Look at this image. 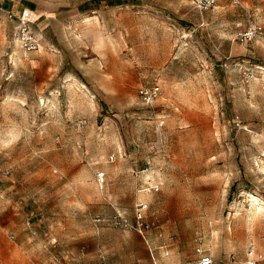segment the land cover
I'll use <instances>...</instances> for the list:
<instances>
[{"label":"rangeland","instance_id":"rangeland-1","mask_svg":"<svg viewBox=\"0 0 264 264\" xmlns=\"http://www.w3.org/2000/svg\"><path fill=\"white\" fill-rule=\"evenodd\" d=\"M260 68L264 0H0V264H264Z\"/></svg>","mask_w":264,"mask_h":264},{"label":"built area","instance_id":"built-area-1","mask_svg":"<svg viewBox=\"0 0 264 264\" xmlns=\"http://www.w3.org/2000/svg\"><path fill=\"white\" fill-rule=\"evenodd\" d=\"M220 1H227L232 5L243 7V0H191V3L195 9L200 12L209 11L215 9ZM30 12L24 11L17 18V38L26 52H32L39 49L40 44L35 36L31 32ZM262 33V27L257 24H250L248 29L240 34V40L247 43L254 39H257ZM264 70L263 68H260ZM139 96L141 102L146 107H152L162 96L161 86L144 87L140 89ZM98 181L104 183L105 174H98ZM149 211L148 204L140 202L134 214V220L130 221L124 212L117 211L111 218H98L97 224H105L116 229H123L128 231H135L139 233L142 238L148 243L146 234L152 230V226L147 221V212ZM151 256L154 264H158L154 256L153 251L150 249ZM198 259L196 264H214V259L206 255L200 248L197 249ZM249 260L247 264H259V260L255 259V252L252 250L249 254Z\"/></svg>","mask_w":264,"mask_h":264},{"label":"crops","instance_id":"crops-1","mask_svg":"<svg viewBox=\"0 0 264 264\" xmlns=\"http://www.w3.org/2000/svg\"><path fill=\"white\" fill-rule=\"evenodd\" d=\"M221 2V1H220ZM224 2H227V1H224ZM219 4V3H218ZM191 5H192V3H191ZM193 6V5H192ZM197 10V9H196ZM198 11V10H197ZM151 87H153V86H151ZM149 251H150V248H149ZM150 253V257H151V260L153 261V259H152V256H151V252H149Z\"/></svg>","mask_w":264,"mask_h":264}]
</instances>
